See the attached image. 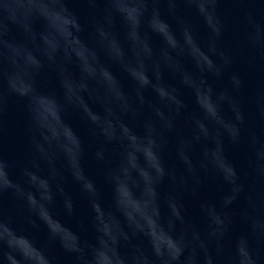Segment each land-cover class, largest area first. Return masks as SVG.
<instances>
[{
	"label": "clouds",
	"instance_id": "clouds-1",
	"mask_svg": "<svg viewBox=\"0 0 264 264\" xmlns=\"http://www.w3.org/2000/svg\"><path fill=\"white\" fill-rule=\"evenodd\" d=\"M86 2L99 6L88 39L66 0H0V174L8 177L0 182V264H53L5 223L11 218L3 208L6 193L18 202V215L30 226L43 224L75 264H264V85L254 89L249 107L250 82L234 67L243 56L249 72L264 68V0H230L242 7L231 44L222 0ZM161 3L176 28L163 18ZM182 7L211 21L203 45ZM53 35L57 43L50 47ZM113 65L126 73L130 89ZM12 98L23 100L27 113L30 146L22 164L3 150ZM69 110L89 127L87 148L65 122ZM229 150L243 153L241 167ZM86 152L101 168L123 223L98 211L100 189L83 179ZM67 178L91 209L93 242L72 232L68 243L67 230L52 227L48 209L57 202L68 215L75 210ZM210 180H222L227 194L199 199L194 217L185 197ZM237 224L244 231L229 246Z\"/></svg>",
	"mask_w": 264,
	"mask_h": 264
},
{
	"label": "water",
	"instance_id": "water-1",
	"mask_svg": "<svg viewBox=\"0 0 264 264\" xmlns=\"http://www.w3.org/2000/svg\"><path fill=\"white\" fill-rule=\"evenodd\" d=\"M67 7L69 10L75 14L83 27L82 37L88 39L91 33V20L93 16L99 15V6L97 8H92L86 0H66ZM161 14L173 28L177 27L176 20L167 9V5L161 3L159 5ZM242 7L240 5L230 2V0H222L219 5V12L225 19L226 23L229 25V31L226 33V42L231 44L233 29L235 27L236 21L241 15ZM182 15L190 19L193 24L197 41L203 45L207 39L210 30V20L203 19L195 7L183 8ZM19 38V36H17ZM57 41L53 35L50 38L49 46L54 47ZM151 43L153 47L158 48L160 45L159 38L155 35L151 36ZM194 54H196L194 52ZM186 67H191L190 63L186 62ZM235 70L240 71L244 74L249 82L250 87L246 94V102L251 107V97L254 89L261 85H264V68L258 67L254 72H249L246 65V60L243 56H240L235 64ZM112 71L117 75L118 79L121 81L125 89L131 88V82L128 79L126 73L121 71L118 67L112 66ZM165 79L170 83H176L173 78L165 74ZM220 82H217L219 86ZM50 88H55L54 77L51 78ZM185 98L188 99L187 93L185 92ZM84 103L89 107L98 109V105L95 103L90 104L85 98ZM65 122L68 123L73 130L81 137L86 148L92 140L91 132L87 123L81 118L80 114L76 111L69 110L64 114ZM252 123L255 125L257 123V118L253 114ZM29 138L27 133V113L25 102L23 100L12 98L9 102V108L5 117V134L3 138V150L5 155L13 161L20 164L27 161L29 156ZM229 155L238 167H241L244 160V155L241 151L229 150ZM84 182L91 178L98 186L101 192V199L99 201L98 211L102 216L108 217L110 214L114 215L120 223H123V217H119L114 213L112 205V195L110 188L104 184L102 170L95 163L91 157L90 152H86L84 159ZM9 176L12 180L18 182L20 177L16 170L10 169ZM8 177L0 174V182H7ZM38 182V181H37ZM65 190L72 196L75 203V210L72 215H68L61 202H57L54 208H49L48 211L51 214L52 227L56 229H66V240L68 243H72V232H76L83 241L93 242L95 240V232L91 224V209L86 200L80 195L79 188L76 184L72 182L70 178L65 180ZM164 191L168 190V186L163 187ZM227 194V185L223 183L222 180H210L208 186L202 190L196 196H186L185 204L189 209V212L195 217L198 209V201L202 198H215L216 196ZM39 208V203L37 205ZM3 208L6 215L11 218H6L5 223L11 225L17 230L23 231L29 239H31L37 246L44 249L46 254L52 259L53 264H75V258L70 253L65 252L61 247L59 242L50 241L47 233V229L43 224L37 221L38 226L33 227L28 225L19 215H18V202L15 197L6 193L3 197ZM133 210H137L133 202ZM3 227V225H0ZM244 231V226L237 224L236 232H234L226 241V243L231 246L239 238L241 232ZM122 251L125 249L122 248Z\"/></svg>",
	"mask_w": 264,
	"mask_h": 264
}]
</instances>
